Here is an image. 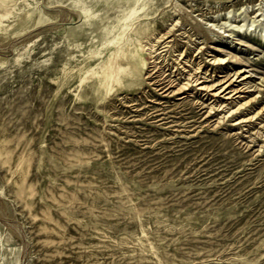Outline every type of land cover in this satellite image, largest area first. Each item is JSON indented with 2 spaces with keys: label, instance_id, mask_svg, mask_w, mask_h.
<instances>
[{
  "label": "rangeland",
  "instance_id": "374dc122",
  "mask_svg": "<svg viewBox=\"0 0 264 264\" xmlns=\"http://www.w3.org/2000/svg\"><path fill=\"white\" fill-rule=\"evenodd\" d=\"M0 264H264V0H0Z\"/></svg>",
  "mask_w": 264,
  "mask_h": 264
},
{
  "label": "bare ground",
  "instance_id": "6f19581e",
  "mask_svg": "<svg viewBox=\"0 0 264 264\" xmlns=\"http://www.w3.org/2000/svg\"><path fill=\"white\" fill-rule=\"evenodd\" d=\"M2 3V2H1ZM131 14V13H130ZM4 17V16H3ZM5 18V17H4ZM126 19V18H125ZM173 25V24H172ZM163 31V30H162ZM160 33V32H159ZM148 46V45H147ZM147 50V49H146ZM181 53V52H180ZM175 59V58H174ZM212 59V58H211ZM185 63V62H184ZM212 63V62H211ZM179 66V65H178ZM199 66H201L200 64H199ZM109 67L111 68V70H112V75L113 76H116V72H117V69H118V64H116V62H114L113 60H110V62H109ZM185 68V67H184ZM201 68V67H200ZM181 69V68H180ZM199 69V68H198ZM188 70V69H187ZM197 70V69H196ZM207 70V69H206ZM185 71V70H184ZM191 71V70H190ZM196 72V71H195ZM199 72H200V70H199ZM242 72V71H241ZM187 73H188V71H187ZM202 74V73H201ZM211 74V73H210ZM234 76V75H233ZM239 76V75H238ZM185 77V76H184ZM188 77V76H187ZM237 77V76H236ZM190 79V78H189ZM215 79V78H214ZM205 80V79H204ZM182 81V80H181ZM200 81H202V80H200ZM216 81V80H215ZM239 81V80H238ZM183 83V82H182ZM202 83V82H201ZM217 83V82H216ZM221 83V82H220ZM209 84V83H208ZM185 85V84H184ZM203 85V84H202ZM207 85V84H206ZM218 85H220V84H218ZM186 86V85H185ZM208 86V85H207ZM210 87V86H209ZM211 87H213V86H211ZM211 87H210V89H211ZM230 87V83H226V84H223L221 87H220V91L222 92V91H225V93H228V92H230L231 91V89H229L228 91H227V89ZM193 88V87H192ZM219 89V88H218ZM217 89V90H218ZM239 89V88H238ZM203 90V89H202ZM206 90V89H205ZM216 90V91H217ZM252 90V89H251ZM235 92V91H234ZM207 93V92H206ZM212 93H213V91H212ZM217 93H218V91H217ZM202 94V93H201ZM214 94H216L215 92H214ZM236 94V93H235ZM219 95V94H218ZM220 95H222V94H220ZM230 95V94H229ZM231 95H232V93H231ZM224 95H222V97H223ZM225 97H226V95H225ZM231 97V96H230ZM216 100V99H215ZM219 100V99H218ZM217 101V100H216ZM245 102V101H244ZM212 103V102H211ZM247 103V102H246ZM244 104V103H243ZM229 105V104H228ZM215 106V105H214ZM238 106V105H237ZM219 107V106H218ZM236 107V106H235ZM237 108V107H236ZM237 110V109H236ZM244 111V110H243ZM257 112V111H256ZM227 113V112H226ZM246 113V112H245ZM224 114V113H223ZM256 114V113H255ZM249 115V114H248ZM250 116H248V118H249ZM251 118V117H250ZM245 119H247V118H245Z\"/></svg>",
  "mask_w": 264,
  "mask_h": 264
}]
</instances>
